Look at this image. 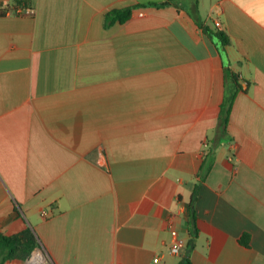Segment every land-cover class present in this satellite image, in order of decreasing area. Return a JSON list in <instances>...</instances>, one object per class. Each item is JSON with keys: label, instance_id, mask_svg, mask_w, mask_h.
I'll use <instances>...</instances> for the list:
<instances>
[{"label": "crops", "instance_id": "crops-1", "mask_svg": "<svg viewBox=\"0 0 264 264\" xmlns=\"http://www.w3.org/2000/svg\"><path fill=\"white\" fill-rule=\"evenodd\" d=\"M167 1L0 0L4 264H264V0Z\"/></svg>", "mask_w": 264, "mask_h": 264}, {"label": "trees", "instance_id": "trees-1", "mask_svg": "<svg viewBox=\"0 0 264 264\" xmlns=\"http://www.w3.org/2000/svg\"><path fill=\"white\" fill-rule=\"evenodd\" d=\"M172 0H169L160 6L164 7L170 4ZM30 5V0H13V12H15L18 8H26ZM134 7H128L122 10H114L106 14V24L107 25H113L115 23H124L128 19H130ZM219 37L224 40V43H227L226 38L224 35L219 34ZM236 83V91L241 90V86ZM221 123L223 126L227 123V118L223 116L221 118ZM225 129V128H224ZM201 168V175H205L208 170L209 166L206 165V163H203ZM199 193V187L197 186L194 190L192 200L190 202L189 210H190V222L192 226L196 225V212H195V203L198 198ZM197 234V231H192V236H195ZM248 236H244L242 243H246V238ZM40 240L36 236L35 232L31 228H27L22 233L13 235V236H5L3 234H0V264H4L7 261L11 260H27L30 258L34 250L40 246ZM195 248V241L193 237L190 239V241L187 244V256L182 260L181 264H193L191 259L189 258L190 253Z\"/></svg>", "mask_w": 264, "mask_h": 264}, {"label": "built area", "instance_id": "built-area-1", "mask_svg": "<svg viewBox=\"0 0 264 264\" xmlns=\"http://www.w3.org/2000/svg\"><path fill=\"white\" fill-rule=\"evenodd\" d=\"M15 12L17 14L32 15L34 13V10L26 7V8H18ZM43 215H46V213L44 212ZM171 235L173 238V242L170 247L169 253L171 255H179L181 251L185 248V242L179 237V233L177 232V230L172 229ZM155 261H159V257H157Z\"/></svg>", "mask_w": 264, "mask_h": 264}, {"label": "bare ground", "instance_id": "bare-ground-1", "mask_svg": "<svg viewBox=\"0 0 264 264\" xmlns=\"http://www.w3.org/2000/svg\"><path fill=\"white\" fill-rule=\"evenodd\" d=\"M35 261H41L42 263H44V258L40 251L36 252Z\"/></svg>", "mask_w": 264, "mask_h": 264}, {"label": "rangeland", "instance_id": "rangeland-1", "mask_svg": "<svg viewBox=\"0 0 264 264\" xmlns=\"http://www.w3.org/2000/svg\"><path fill=\"white\" fill-rule=\"evenodd\" d=\"M38 251H40V250L36 249V250L34 251L33 255H31L30 258H32V256H33V258H34L35 253L38 252ZM40 252H41V251H40ZM41 253H42V252H41Z\"/></svg>", "mask_w": 264, "mask_h": 264}, {"label": "water", "instance_id": "water-1", "mask_svg": "<svg viewBox=\"0 0 264 264\" xmlns=\"http://www.w3.org/2000/svg\"><path fill=\"white\" fill-rule=\"evenodd\" d=\"M42 248V247H41Z\"/></svg>", "mask_w": 264, "mask_h": 264}]
</instances>
